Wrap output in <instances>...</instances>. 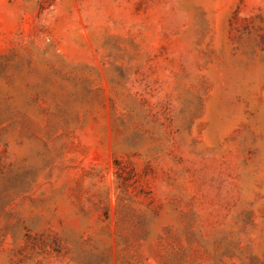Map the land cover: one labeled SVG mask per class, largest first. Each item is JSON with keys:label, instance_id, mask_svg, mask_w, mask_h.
Segmentation results:
<instances>
[{"label": "rangeland", "instance_id": "374dc122", "mask_svg": "<svg viewBox=\"0 0 264 264\" xmlns=\"http://www.w3.org/2000/svg\"><path fill=\"white\" fill-rule=\"evenodd\" d=\"M0 264H264V0H0Z\"/></svg>", "mask_w": 264, "mask_h": 264}]
</instances>
